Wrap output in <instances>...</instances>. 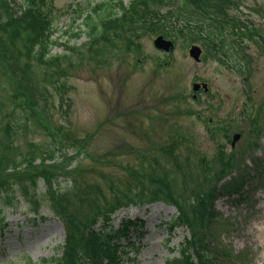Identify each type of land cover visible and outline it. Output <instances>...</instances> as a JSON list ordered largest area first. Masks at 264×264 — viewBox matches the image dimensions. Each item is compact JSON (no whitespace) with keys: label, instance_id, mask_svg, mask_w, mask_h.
Returning <instances> with one entry per match:
<instances>
[{"label":"rangeland","instance_id":"374dc122","mask_svg":"<svg viewBox=\"0 0 264 264\" xmlns=\"http://www.w3.org/2000/svg\"><path fill=\"white\" fill-rule=\"evenodd\" d=\"M106 1H53L51 39L56 43L50 55L69 56L74 64L63 79L68 86L63 98L68 97L70 105L66 114L57 107L40 108L50 135L40 128L38 134L18 131L5 141L15 149L13 156L19 155L17 162L30 144L39 152L53 151L56 161L42 162L37 155L30 163L26 176L43 171L49 178L41 179L26 199L15 196L7 185L0 190V264L37 263L60 256L65 236L50 208L52 178L60 182L61 191L73 187L77 195L92 186L103 200L121 199L123 194H138L133 191V178L142 174L140 168L149 172L159 168L162 175L174 169L175 162L181 170L188 169L185 180L191 190L213 187L219 194L213 207L221 227L215 226L210 239L217 264H264V178L259 173L264 170V0H238L231 13L246 28L241 36L230 38L240 49L246 48L251 58L244 71L230 67L236 58L233 51L228 62L201 57L196 63L188 57L190 45L183 38L164 54L154 49L155 36L149 33L135 41L134 51L87 52L90 40L78 13L90 14L96 21L103 10H92ZM130 1L122 3L127 6ZM22 2L15 0L14 5ZM78 31L82 35L76 38L73 35ZM195 45L203 53L201 44ZM72 47L82 57L78 50L71 52ZM1 70L0 66V120L4 124L19 112L12 115L14 105ZM194 83L205 84L208 92L200 91L193 99ZM52 95L56 101V94ZM235 135L238 139L233 142ZM75 141L81 142L80 149L74 147ZM229 161L230 168L216 181L219 162ZM205 172L210 175L207 180ZM200 179L206 180L203 186H197ZM244 179L240 197L223 188ZM180 181L181 176L171 173L170 182L177 187ZM139 182L148 186L146 179ZM175 215V208L162 202L117 211L115 228L121 220L139 219L147 233L134 262L124 264H164L177 256L175 251L188 233L176 228L168 234L166 224Z\"/></svg>","mask_w":264,"mask_h":264},{"label":"trees","instance_id":"16d2710c","mask_svg":"<svg viewBox=\"0 0 264 264\" xmlns=\"http://www.w3.org/2000/svg\"><path fill=\"white\" fill-rule=\"evenodd\" d=\"M53 1L23 0L22 4L14 5L15 0H0V66L14 105L12 115L17 110L19 112L10 122L2 124L0 120V190L7 185L8 189L14 190L15 196L22 199L29 197L28 192L36 191L41 179L49 178L42 174L43 171L26 176L30 163L37 155L41 156L42 162H55V153L50 150L39 152L38 147L30 144L21 161L17 162L19 155L13 156L15 149L12 145L6 146L5 141H9L18 131L38 134L42 132L39 130L41 128L47 132L38 113L40 108L43 107L42 111H45L47 107H57L58 111L63 109L66 114L70 105L69 98H63L68 90L63 79L74 64L69 56L50 55L56 43L51 39ZM112 2L107 0L95 6L93 12L103 10V16L96 21L90 14L83 16L81 12L78 13L77 17L84 20L83 25L90 40L86 44L87 52L134 51L135 41L140 35L149 33L172 42L183 38L187 44L200 43L204 49V59L228 62L229 52L233 51L236 58L230 67L240 71L248 69L251 58L246 48L240 49L236 40L230 39L232 35L241 36L246 31L231 15L236 10L238 0H183L181 4L177 0H131L127 6L123 5L122 0ZM81 35V31H78L73 36L79 38ZM96 47L98 49L95 51ZM77 50L70 48L73 53ZM76 53L82 57L79 50ZM62 61L66 62V66H62ZM95 61L101 63V60ZM52 93L56 94V101ZM80 143L75 141L74 147L80 149ZM230 163L219 162L216 181L226 174ZM257 165L254 164V167ZM174 166V169L162 175L159 168L151 172L140 168L142 174H134L133 178L136 182L133 191H138V194L133 197L123 194L121 199L113 197L103 200L92 186L77 195L73 187L61 191L60 182L52 178L54 181L50 180L49 185L52 191L50 208L61 221L65 236L60 256L37 263L27 260L25 264L133 263L147 234L143 231L144 224L139 219H124L114 229L112 217L119 209L129 205L144 206L157 202L173 206L176 210V215L166 224L169 235L176 228H184L188 232V236L178 245L177 256L167 259L165 264H217L211 252L210 239L215 225L221 227L213 210V203L219 194L213 187L202 190L195 187L191 190L185 180V170L188 169L181 170L176 162ZM171 173L181 176L177 187L170 182ZM259 173L264 178V170ZM204 174L206 180L210 178L208 172ZM139 179H146L148 186ZM206 180L200 179L197 186H203ZM244 182L245 179L231 188H223L240 197ZM24 183L27 187H24ZM193 186L196 184L193 183ZM143 193L145 197H142Z\"/></svg>","mask_w":264,"mask_h":264},{"label":"water","instance_id":"95a60500","mask_svg":"<svg viewBox=\"0 0 264 264\" xmlns=\"http://www.w3.org/2000/svg\"><path fill=\"white\" fill-rule=\"evenodd\" d=\"M153 46L155 49L168 53L172 50L173 45L170 41H167L165 39H163V37L159 36L156 37L153 41ZM188 55L191 59H193V61L195 62H199V58L201 55V50L197 47V46H191L189 51H188ZM202 89L204 92L207 91V88L205 85H199V84H193L192 85V91L193 92H197L199 89ZM238 139V135H235L232 138V141L235 142Z\"/></svg>","mask_w":264,"mask_h":264}]
</instances>
